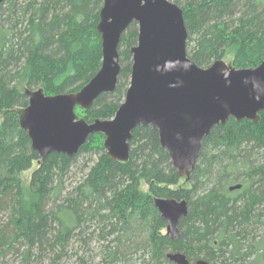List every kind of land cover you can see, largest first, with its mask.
Here are the masks:
<instances>
[{
	"label": "trees",
	"instance_id": "16d2710c",
	"mask_svg": "<svg viewBox=\"0 0 264 264\" xmlns=\"http://www.w3.org/2000/svg\"><path fill=\"white\" fill-rule=\"evenodd\" d=\"M184 11L188 57L208 68L234 52L231 66L264 62V0H170ZM104 0H7L0 4V254L23 264H264V111L258 123L231 118L205 137L196 168L181 178L157 131L139 127L130 158L117 162L91 136L73 158L32 149L20 121L27 89L48 96L76 93L102 66L97 30ZM138 42L132 24L122 35L116 90L79 118L111 120L125 100ZM96 156L74 187H65L78 157ZM33 171L25 185L22 174ZM185 180L187 186H181ZM241 185L237 191L233 186ZM147 187L144 190V187ZM185 200L179 238L166 235L155 199Z\"/></svg>",
	"mask_w": 264,
	"mask_h": 264
},
{
	"label": "water",
	"instance_id": "95a60500",
	"mask_svg": "<svg viewBox=\"0 0 264 264\" xmlns=\"http://www.w3.org/2000/svg\"><path fill=\"white\" fill-rule=\"evenodd\" d=\"M132 24L138 27V42L131 49L125 100L113 119L89 123L77 116L76 108L87 111L101 95L116 90L122 68L119 46ZM97 30L102 66L86 86L55 96L42 88L25 92L29 102L20 125L42 159L51 154L73 158L91 136L101 134L108 156L127 162L134 131L152 127L172 166L185 179L196 168L203 140L215 127L231 118L259 122L264 111V62L248 69L223 60L199 67L188 57L184 11L170 0H104ZM155 205L167 223L166 235L178 239L179 223L189 211L187 201L157 198ZM167 259L174 264H209L202 259L190 262L182 253H168Z\"/></svg>",
	"mask_w": 264,
	"mask_h": 264
},
{
	"label": "rangeland",
	"instance_id": "374dc122",
	"mask_svg": "<svg viewBox=\"0 0 264 264\" xmlns=\"http://www.w3.org/2000/svg\"><path fill=\"white\" fill-rule=\"evenodd\" d=\"M233 56H234V52L230 51L227 56L223 59V61L227 64V65H231L232 61H233ZM97 160L96 156H90V155H82L80 157H78L76 164L73 166L71 173L66 177V182H65V187L67 189H71L72 187H74L77 183L80 182V180H82L83 176H84V169L86 165H93V163ZM37 168V163H35L33 165V167L31 168V170L26 171L22 174L23 177V181L25 183V185H27L30 182V178L31 175L33 173V171ZM181 186H187V184L185 183V180H182L180 182ZM147 187H144V190H146ZM7 219H8V213L7 212H3L2 214H0V229L2 226H4L7 223ZM64 264H66V260L63 262ZM0 264H23V260H22V256H20L19 254H15L13 252L11 253H6L4 255L0 254ZM30 264H38L37 261H32V263ZM45 264H48L47 262Z\"/></svg>",
	"mask_w": 264,
	"mask_h": 264
}]
</instances>
